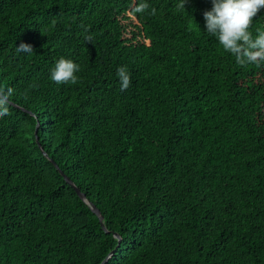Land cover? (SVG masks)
<instances>
[{
	"label": "trees",
	"instance_id": "1",
	"mask_svg": "<svg viewBox=\"0 0 264 264\" xmlns=\"http://www.w3.org/2000/svg\"><path fill=\"white\" fill-rule=\"evenodd\" d=\"M179 2L0 0V264H264V61Z\"/></svg>",
	"mask_w": 264,
	"mask_h": 264
},
{
	"label": "clouds",
	"instance_id": "2",
	"mask_svg": "<svg viewBox=\"0 0 264 264\" xmlns=\"http://www.w3.org/2000/svg\"><path fill=\"white\" fill-rule=\"evenodd\" d=\"M186 3L187 0H180L176 5L177 10L185 9ZM211 4V9L203 13V31L210 38H214L222 50L234 56L241 65L264 61V31L258 32L255 38L250 31L253 18L264 8V0H211ZM147 7L145 3L140 10L143 11ZM152 12L155 14V9ZM32 50V46L27 43L17 46L18 52L30 53ZM80 70L78 63L62 57L51 69L50 79L57 84H75ZM117 76L120 90H127L131 85V73L126 67H120ZM12 95L13 89H0V116L7 114V105Z\"/></svg>",
	"mask_w": 264,
	"mask_h": 264
},
{
	"label": "water",
	"instance_id": "3",
	"mask_svg": "<svg viewBox=\"0 0 264 264\" xmlns=\"http://www.w3.org/2000/svg\"><path fill=\"white\" fill-rule=\"evenodd\" d=\"M45 153V155L46 156H48V154L46 153V152H44ZM53 163H54V165L57 167V168H59L58 167V165L53 161V160H51ZM62 173H63V171H61ZM66 180H67V182L77 191V193L79 194V196L82 198V199H84L87 203H89L90 204V206L92 207V210L99 216V218H100V221H101V224H102V226H103V228L107 231V228H106V226H105V224H104V217H103V215L101 214V211L96 207V205H94V204H92L87 198H86V195L81 191V189L80 188H78L68 177H66ZM113 253H115V252H113ZM106 262V261H105ZM104 262V263H105ZM103 263V264H104Z\"/></svg>",
	"mask_w": 264,
	"mask_h": 264
}]
</instances>
